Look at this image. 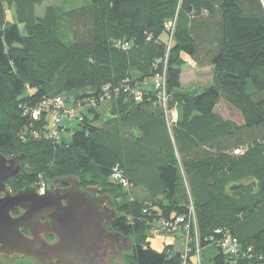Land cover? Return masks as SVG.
Instances as JSON below:
<instances>
[{
  "label": "trees",
  "instance_id": "16d2710c",
  "mask_svg": "<svg viewBox=\"0 0 264 264\" xmlns=\"http://www.w3.org/2000/svg\"><path fill=\"white\" fill-rule=\"evenodd\" d=\"M59 1L39 15L47 0H0V153L25 156L7 186L73 177L100 189L118 213L112 230L132 241L128 264H195L197 245L201 264H264V0ZM184 56L213 70L211 86L183 91ZM165 70L171 125L143 89ZM59 96L82 121L57 141L49 115L32 112ZM222 102L242 125L216 111ZM180 216L187 259L154 251L146 233ZM227 235L235 258L219 245Z\"/></svg>",
  "mask_w": 264,
  "mask_h": 264
},
{
  "label": "water",
  "instance_id": "95a60500",
  "mask_svg": "<svg viewBox=\"0 0 264 264\" xmlns=\"http://www.w3.org/2000/svg\"><path fill=\"white\" fill-rule=\"evenodd\" d=\"M24 159L0 153V257L39 264H128L122 252L133 244L112 230L118 213L108 205L111 198L98 196L95 187L81 189L73 177H43L41 193L37 187L13 192L7 181L19 175ZM17 210L22 214L14 217Z\"/></svg>",
  "mask_w": 264,
  "mask_h": 264
},
{
  "label": "built area",
  "instance_id": "2783aa9c",
  "mask_svg": "<svg viewBox=\"0 0 264 264\" xmlns=\"http://www.w3.org/2000/svg\"><path fill=\"white\" fill-rule=\"evenodd\" d=\"M153 90L157 94V97L159 99V102L164 109L167 117L168 123L171 125L172 123L176 122L178 120L177 113L170 112L168 110V102H169V95L167 90V77H166V70L158 74L153 79ZM137 100H141V94H137ZM64 99L59 96L55 97L54 99L45 101L42 103L41 106H39L36 110L32 112V117L35 121L40 119V116L42 114H47L50 117V124H51V131L49 133V137L60 141L61 139V132L63 126V120L64 118H68L70 120L75 121H82L81 115L77 112L76 109H67L63 106ZM112 181L119 186H121L124 189H129V184L127 180L123 177V174L119 169H116L114 171V174L112 176ZM194 213L193 208H191V215ZM185 223L184 217H178L176 218L175 222L173 224L162 222L161 225L154 228L152 230L153 236H157L159 234L163 233H177L178 235H181L184 240V259H187V255L190 252L189 244L191 243V235L189 232V226L184 225L182 228L181 225ZM196 228V225H195ZM222 250L227 254L230 255L231 258H235L238 256L241 245L238 242L237 239H235L232 236L227 235L220 243ZM195 264H201V251L198 248L196 249V255L194 257Z\"/></svg>",
  "mask_w": 264,
  "mask_h": 264
},
{
  "label": "rangeland",
  "instance_id": "374dc122",
  "mask_svg": "<svg viewBox=\"0 0 264 264\" xmlns=\"http://www.w3.org/2000/svg\"><path fill=\"white\" fill-rule=\"evenodd\" d=\"M48 6H62V3L59 0H47V2L40 8H38L37 13L39 15H43L45 9ZM75 7H80V4H77ZM8 18L12 19V13H8ZM23 32V31H22ZM185 59L188 61L187 66L184 68V90L188 88H194L198 85L201 86L202 90L211 86L213 84V71L210 69L207 70H196L195 63L192 59L188 56H184ZM191 86V87H190ZM153 88V87H152ZM200 88V89H201ZM72 103V101H71ZM63 106L67 109H75L72 104L66 103V99L64 98ZM216 111L224 118L230 121L235 122L238 125L243 124L242 117L239 112L228 106L225 102H222L216 109ZM51 120V119H50ZM65 120H70L68 118H64L63 123ZM112 208V207H111ZM148 243H150L151 248L158 252L162 253L167 246H172L174 251L184 252V240L181 235H167V234H159L157 236H153L151 231L149 230L146 233ZM208 253L216 254L217 251L209 250ZM0 264H39L35 261L27 260V259H8L4 257H0Z\"/></svg>",
  "mask_w": 264,
  "mask_h": 264
},
{
  "label": "crops",
  "instance_id": "0c3cea01",
  "mask_svg": "<svg viewBox=\"0 0 264 264\" xmlns=\"http://www.w3.org/2000/svg\"><path fill=\"white\" fill-rule=\"evenodd\" d=\"M194 67H196V70L198 71H200V70H207V69H211V68H205V69H200V68H198L196 65L194 66ZM184 70L185 69H183V72H182V79H181V83H182V89H183V91L184 92H187V93H190V94H197V93H199V92H201L202 91V88H201V86L200 85H198L197 87H192L191 89L190 88H188V89H185L184 90ZM212 70V69H211ZM199 71H198V75H199ZM213 71V70H212ZM152 87H153V81L152 80H149V81H147V82H145L144 83V85H143V89H147V90H152ZM191 87V86H190ZM201 88V89H200ZM78 113L79 112H81V110H78L77 111ZM102 115H103V118L105 119V120H107L108 118H109V115H110V111L107 109V108H103V112H102ZM77 128V123H76V121L74 120V121H69V120H65L64 121V123H63V129L66 131V130H73V129H76Z\"/></svg>",
  "mask_w": 264,
  "mask_h": 264
},
{
  "label": "flooded vegetation",
  "instance_id": "af4514ba",
  "mask_svg": "<svg viewBox=\"0 0 264 264\" xmlns=\"http://www.w3.org/2000/svg\"><path fill=\"white\" fill-rule=\"evenodd\" d=\"M27 187H35V186H27ZM27 187H25V188H27ZM25 188H23V189H25ZM37 188H38V187H37ZM65 188H67V187H65V186H60V189H65ZM80 188H81V189H85V188H82L81 186H80ZM23 189H10V190L14 192L15 190H23ZM41 191H42V188H38V192L41 193ZM98 196H105V194H103V193L100 191L99 194H98ZM108 205H109V203H108ZM110 207H111V206H110ZM21 214H22V212L19 211V210L13 212V216H14V217H19ZM23 233H25L26 235H28V233H27L26 231H24V230H23ZM47 240H48L50 243H53V242L56 241L54 237H47Z\"/></svg>",
  "mask_w": 264,
  "mask_h": 264
}]
</instances>
